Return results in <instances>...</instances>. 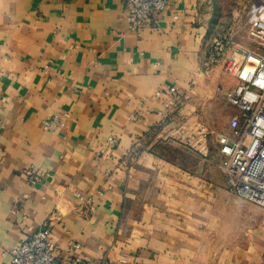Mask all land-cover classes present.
I'll list each match as a JSON object with an SVG mask.
<instances>
[{
  "label": "crops",
  "instance_id": "obj_1",
  "mask_svg": "<svg viewBox=\"0 0 264 264\" xmlns=\"http://www.w3.org/2000/svg\"><path fill=\"white\" fill-rule=\"evenodd\" d=\"M223 1L171 0L137 30L123 0H0V264L45 222L59 257L74 241L92 264L261 263L264 209L195 124L222 110L227 134L237 113L235 80L203 69L237 34ZM171 86L179 111L157 95Z\"/></svg>",
  "mask_w": 264,
  "mask_h": 264
},
{
  "label": "built area",
  "instance_id": "obj_2",
  "mask_svg": "<svg viewBox=\"0 0 264 264\" xmlns=\"http://www.w3.org/2000/svg\"><path fill=\"white\" fill-rule=\"evenodd\" d=\"M128 9V21L133 29L145 28L152 16L160 15L171 0H123ZM251 35L261 52L249 51L243 57L238 49L227 52V42L215 38L203 62L209 72L221 65L223 72L235 80L233 88L225 93L227 103L237 110L230 119L229 133H217V145L222 156V170L227 174L232 187L242 198L264 209V0H255L250 12ZM180 92L174 86L157 91L165 104L173 107L179 102ZM59 118L44 120L46 127L59 124ZM202 136L207 131H200ZM114 143L115 140L111 139ZM31 186L42 183L43 177L34 168L24 171ZM84 200L82 195L78 196ZM88 200L86 203H89ZM90 204V203H89ZM52 226L45 222L31 236L7 250L10 264H92L75 253L78 242L71 241L66 253L58 256L59 246L51 239ZM260 264H264V257Z\"/></svg>",
  "mask_w": 264,
  "mask_h": 264
},
{
  "label": "rangeland",
  "instance_id": "obj_3",
  "mask_svg": "<svg viewBox=\"0 0 264 264\" xmlns=\"http://www.w3.org/2000/svg\"><path fill=\"white\" fill-rule=\"evenodd\" d=\"M222 1V0H221ZM224 10L230 15H228V19L231 18L235 13H237V22L233 23V21H228L227 24V29L231 26H234L235 24V28H236V32L237 34L235 35V37L233 38H229V37H223L222 38V34L219 37V39H222V41L227 42V48L233 43L234 45H236V49H238L239 52V56L243 57L247 52L249 51H254V52H261V49L259 47V45L257 44L256 40L254 39V37L251 35V24L249 22V12L250 9L253 5V3L255 2V0H224ZM222 3V2H221ZM222 32V30H221ZM234 50V49H233ZM180 95V100L179 102H177L173 107V111H179L184 104L186 103V95ZM209 104L205 105V109L208 110ZM201 118H197L195 121L196 125H200L203 124L205 125V127L207 128V130L209 131V134L212 138V143H211V147L210 149L214 148V145H217V133L218 132H222V110L218 112V116H216L215 118V127L216 129L214 130V128H211L213 125H211V127H209L207 124H205V121H208L209 118H205L204 120V116L200 113L199 114ZM212 124V123H211ZM207 125V126H206ZM209 127V129H208ZM215 138V139H214ZM215 141V144H214ZM209 143V141H208Z\"/></svg>",
  "mask_w": 264,
  "mask_h": 264
}]
</instances>
